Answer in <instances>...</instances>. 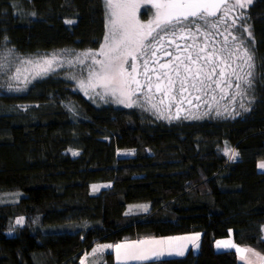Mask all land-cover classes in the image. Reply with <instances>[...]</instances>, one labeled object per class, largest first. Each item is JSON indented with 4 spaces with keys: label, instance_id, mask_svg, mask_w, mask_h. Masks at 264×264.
Returning <instances> with one entry per match:
<instances>
[{
    "label": "trees",
    "instance_id": "trees-1",
    "mask_svg": "<svg viewBox=\"0 0 264 264\" xmlns=\"http://www.w3.org/2000/svg\"><path fill=\"white\" fill-rule=\"evenodd\" d=\"M106 7L104 0H0V51L97 50ZM248 14L259 76L252 110L238 107L240 115L165 122L99 108L60 73L19 93L0 88V195H20L0 203V264H82L98 244L193 234L201 236L198 254L137 264H241L236 250L217 248L227 238L264 256V0ZM229 147L236 160L225 155ZM101 184L110 187L94 193ZM138 204L150 211L129 214ZM18 217L26 224L10 236ZM104 264H118L113 251Z\"/></svg>",
    "mask_w": 264,
    "mask_h": 264
},
{
    "label": "snow or ice",
    "instance_id": "snow-or-ice-1",
    "mask_svg": "<svg viewBox=\"0 0 264 264\" xmlns=\"http://www.w3.org/2000/svg\"><path fill=\"white\" fill-rule=\"evenodd\" d=\"M104 3L107 6L105 13L107 31L104 42L98 52L87 50L82 54L91 57L92 65H98V68L88 66L86 69L88 75L80 81L81 87L102 88L104 94L116 97L119 103L129 108L139 103L140 97L143 96L141 89L146 88L149 94H154L153 89H155V93L163 94L159 100L161 104L165 103L166 97L169 109L173 104L177 106L175 118L179 119L181 106L185 103L191 105L193 100L201 101L204 97H208L209 93H213L211 99L215 100L216 89L225 91L221 85L233 87L231 81L226 79L232 76L238 81L235 84L234 95L242 98L239 107L244 112L252 110L259 73L256 71L255 41L252 32L249 31L247 18L241 13L245 22L238 26L235 35L229 32L233 41L231 49L214 48L213 30H216L219 24L227 22L231 11L228 5L232 8H247L253 4V0H104ZM141 7L145 8V15L152 14V18L146 22L139 19L138 13ZM152 9H155L154 13ZM65 23L72 24L74 21L67 20ZM231 26L236 27L235 19L232 20ZM201 38H203L202 42L198 43ZM178 41H190V43L182 45ZM225 43H228L227 37ZM168 44L174 45L175 53L166 50ZM161 50H164L163 55L172 59L160 63L157 53ZM225 53L227 55H224ZM96 55H101L104 59L96 60ZM129 59L133 62L140 60L143 81L136 78L141 72L138 71L135 63L129 64ZM55 61V55L38 59L25 58L9 48L0 58V80L6 78L22 81L27 85L31 81L23 73L29 72L28 66H32L35 70L30 73L33 79L44 78L55 71L53 67ZM227 69L231 71L228 72ZM133 84L135 88H132ZM9 90H12L11 85ZM138 93L140 96L137 95ZM133 97L137 99L134 100ZM151 98V95L145 97L146 101H151ZM244 99H247V105L243 102ZM152 107L156 108V105L153 104ZM240 114L236 112V115ZM216 115L219 116L221 113L217 112ZM232 118L235 119V116ZM229 151L232 153L230 159L236 160L239 157V152L230 147L225 150V155ZM258 167L264 169V161L260 162ZM16 223L21 224L22 218ZM143 243V241H135L131 244L103 247L113 248L118 258L121 249H125V260L159 261L164 255H173L172 251L165 253L163 249L150 251L139 248L138 246ZM218 244L244 251L234 244L224 242ZM175 254L184 253L178 251ZM253 255L264 261V256L259 253L253 252Z\"/></svg>",
    "mask_w": 264,
    "mask_h": 264
},
{
    "label": "rangeland",
    "instance_id": "rangeland-1",
    "mask_svg": "<svg viewBox=\"0 0 264 264\" xmlns=\"http://www.w3.org/2000/svg\"><path fill=\"white\" fill-rule=\"evenodd\" d=\"M255 0H253L254 2ZM248 7H251L248 6ZM144 7H141L139 9V19H140V15H141V9H143ZM100 50H92L93 53H96ZM7 52V49H2L0 51V58H2V56ZM87 51H81V52H74L72 50H60L57 52H53L51 54L48 55H44V56H25V55H20L21 57H25V58H32V59H38L39 57H51L53 55L56 56V61L53 65V67L55 68V71L48 74L47 76H45L44 78L51 76L54 73H60V75L62 77H65L66 79H68L70 82H72L74 84V86L76 87V89L83 94L86 98H88L96 107H104V108H108V107H112V108H116V109H121V110H132V111H140L143 112V114H147V115H152L156 118L161 119L163 115L162 111H163V106L161 104H159L157 101H153V99L151 98V101H146V99L144 97H140V101L138 104H135L133 107H125L123 104L119 103L116 99V97L112 96V95H106L104 94V89L96 87V88H88V87H81L80 81L82 79H85L88 75L87 72V68L89 65H92V58L91 57H86L84 55H82L83 53H85ZM17 54V53H16ZM96 60H103L104 57L101 55H96L95 56ZM82 61V62H81ZM133 61L131 59H129V64H132ZM62 65V66H61ZM93 67H97L98 65H92ZM137 66V64H136ZM29 67V72H24L23 75L27 76L28 79L31 81L30 83H28L27 85H25L22 81H15V80H7L6 78L3 80H0V88L7 93H19L22 91H16L15 89H27L30 87V85L32 83H35L36 81L42 80L44 78H32V75H30L31 72L35 71L32 66H28ZM126 67H128L126 65ZM131 69L129 68V71ZM9 85H11V89L9 90ZM133 88V86H132ZM97 93H100V95H97ZM223 92L221 91H217V96L215 97V100H211L210 104L211 107L210 109L208 107H206L201 113H199L197 116H195V118L197 119H203L206 117H216V118H224L227 115H233L238 111V107L236 108L234 107L233 103L231 102H225L223 103L220 99H222V97H224V93L223 96L220 98V96L222 95ZM119 95V94H117ZM138 96H140V94H137ZM133 99H137V97H133ZM207 103H208V98L206 99ZM155 104L156 108H153L152 105ZM209 109V110H208ZM208 111V112H207ZM220 112L221 115L217 116L216 113ZM207 113V114H206ZM201 114V115H200ZM165 122H169V119H164ZM119 156L120 157H128L134 154L133 150H120L119 151ZM260 173H263L261 171H259ZM110 186L109 184H101V185H95L92 188V191L94 193H99L102 190L108 189ZM12 195H0V203H11L12 200H18L20 198V195H18L16 198H12ZM15 200V201H16ZM150 211V207L146 204H138V205H131L129 207V214H143V213H148ZM22 218V223L21 224H17V220H20ZM26 224V218L24 217H18L14 220L13 224L11 225V229L10 232L8 233L10 236H14L17 234V232H19V230H21L24 225ZM197 234H193V235H185V236H177V237H164V238H155V239H149V240H143V244L139 245L138 247L141 249H145V250H160L163 249L165 251V253H167L168 251H172L173 255L168 256V255H164L163 257H161L160 260H166V259H171V258H177V257H181V255H176L175 253L180 251L181 248L183 247V245L185 244V242H187L189 239L190 242L194 241V239H196ZM132 242L135 241H125L119 244H131ZM104 245H108V244H104ZM104 245H98L96 247V249L92 252H90L89 254L85 255L82 262H84V264H99V261H97L99 258H101L103 256V254L105 252H107L106 250L108 249L109 251H115L113 248H105L103 247ZM124 252L125 249H121L119 256L124 257ZM117 262V261H116ZM145 262H150V261H141V260H128V262L126 264H137V263H145ZM119 264V263H118Z\"/></svg>",
    "mask_w": 264,
    "mask_h": 264
},
{
    "label": "flooded vegetation",
    "instance_id": "flooded-vegetation-1",
    "mask_svg": "<svg viewBox=\"0 0 264 264\" xmlns=\"http://www.w3.org/2000/svg\"><path fill=\"white\" fill-rule=\"evenodd\" d=\"M227 7H229L231 9V11L229 12L228 14V19H227V22L226 23H221L217 26V29L216 30H213L215 35H214V38H213V46L215 49H220V48H226V49H231L233 47V41H232V36L229 35V32L232 33V35H235L238 31V26L241 24V23H244V18L241 17V13H244L245 14V17L247 18V23L250 25V28H249V31L252 32V28H251V23H250V20H249V14H248V11L250 9V7H247V8H232L231 5H228ZM155 9H152V12L154 13ZM219 15V14H218ZM152 18V14L149 13L147 15H145V8L141 9V15H140V20L141 21H148L149 19ZM235 19L236 20V27H232V20ZM247 34L245 33V36ZM225 37H227V40H228V43H225ZM202 39L198 41V43L202 42ZM178 43L180 44H185V43H190V41H178ZM166 50L167 51H173L175 53V47L174 45H166ZM163 51L164 50H161V52H158L157 53V56L160 57V63H166L168 62L169 60L172 59V57H169V56H166V55H163ZM224 55H227V53H225ZM135 64H137V69L139 72H141L140 75H138L136 78L138 80H141L143 81L144 80V76L142 74V68H141V62L140 60H137L135 62H133ZM237 63H241L240 61H237ZM151 67H155V65H151ZM233 67H235V65H233ZM228 72L231 71V69H227ZM239 71V70H238ZM246 71V69H245ZM150 75L152 73H149ZM243 74V73H241ZM217 79L219 77H216ZM226 79H229L233 85V87L231 88H228L227 85H221V88L225 89V91H223L224 93V97L223 99L225 100V102H231L233 103L234 107L236 105V99L239 97V96H236L234 95V93L236 92V88H235V84L238 83V81H236L235 77H232V76H228L226 77ZM133 88H135V84L132 85ZM213 87L215 88V85H213ZM217 91H221L220 89H216L214 95L215 97H218L217 96ZM141 92L143 93V96L142 97H147L148 95H151L153 101H157L159 104H161L159 102L160 100V97L163 95L162 93H155V89H153V93L154 94H149L147 92V89H141ZM223 93L222 95L220 96V98L223 96ZM211 95H213V93H209V96L208 97H204V99H202L201 101H195L193 100L192 104L189 105L187 103H185L184 105L181 106V111L179 112V119H176V115H177V112H176V105L173 104L172 107L169 109L167 107V104H168V99L165 97V103L161 104L163 106V115L161 117L162 120L164 119H169V122H174V121H180V120H192V119H195L193 117L197 116L199 113H201L206 107H208L210 109L211 107ZM209 99L208 100V103L205 102L207 101L206 99ZM199 105V106H197ZM201 115V114H200ZM187 117V118H185Z\"/></svg>",
    "mask_w": 264,
    "mask_h": 264
},
{
    "label": "crops",
    "instance_id": "crops-1",
    "mask_svg": "<svg viewBox=\"0 0 264 264\" xmlns=\"http://www.w3.org/2000/svg\"><path fill=\"white\" fill-rule=\"evenodd\" d=\"M259 164H260V162H259ZM258 170L264 173V169H260L258 167ZM189 240L187 242H185V244L181 248L180 251H183V253H184L181 256H184L190 250H193L196 254L199 253V251H200V244H201V236L200 235H197L196 239H194V241H192V242H190ZM218 242H224L225 244H234V245H236L231 238L222 239V240H219ZM218 242H217V248L219 250H226V249H228V250H233V249L236 250V248L224 247L222 245H219ZM98 245H103V244H98ZM236 247L244 250L242 252L236 250V252L238 253L239 260H240L241 264H264V261L259 260L256 256L253 255V252L259 253L256 250H254L253 248L248 247V246L247 247H241V246H238V245H236ZM106 251H108V249ZM105 253L103 254V256L101 258H99L97 260V261H99V264H104V255H105ZM113 253L115 255V259H116L117 263H119V264H126L128 262V260H125L124 257L119 256V258H118L115 251H113ZM260 255L263 256L262 254H260ZM82 264H84V262H82Z\"/></svg>",
    "mask_w": 264,
    "mask_h": 264
}]
</instances>
